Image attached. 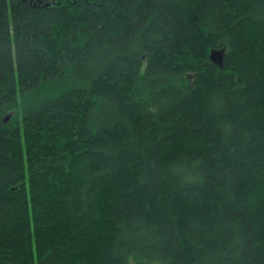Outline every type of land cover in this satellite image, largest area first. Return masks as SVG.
I'll return each mask as SVG.
<instances>
[{"label": "trees", "instance_id": "trees-1", "mask_svg": "<svg viewBox=\"0 0 264 264\" xmlns=\"http://www.w3.org/2000/svg\"><path fill=\"white\" fill-rule=\"evenodd\" d=\"M133 258L264 264V0H0V264Z\"/></svg>", "mask_w": 264, "mask_h": 264}, {"label": "water", "instance_id": "water-1", "mask_svg": "<svg viewBox=\"0 0 264 264\" xmlns=\"http://www.w3.org/2000/svg\"><path fill=\"white\" fill-rule=\"evenodd\" d=\"M210 59L213 63L218 66H222L224 59V51L223 50H213L210 56Z\"/></svg>", "mask_w": 264, "mask_h": 264}, {"label": "rangeland", "instance_id": "rangeland-1", "mask_svg": "<svg viewBox=\"0 0 264 264\" xmlns=\"http://www.w3.org/2000/svg\"><path fill=\"white\" fill-rule=\"evenodd\" d=\"M131 264H155V263H153V262L150 263V262L140 261V260H137V259L133 258L131 260Z\"/></svg>", "mask_w": 264, "mask_h": 264}, {"label": "bare ground", "instance_id": "bare-ground-1", "mask_svg": "<svg viewBox=\"0 0 264 264\" xmlns=\"http://www.w3.org/2000/svg\"><path fill=\"white\" fill-rule=\"evenodd\" d=\"M142 73V72H141Z\"/></svg>", "mask_w": 264, "mask_h": 264}]
</instances>
